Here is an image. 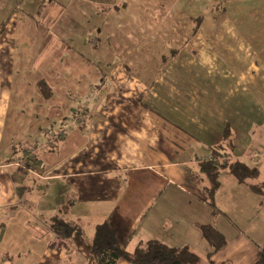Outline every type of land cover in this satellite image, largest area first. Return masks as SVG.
<instances>
[{"label":"crops","instance_id":"0c3cea01","mask_svg":"<svg viewBox=\"0 0 264 264\" xmlns=\"http://www.w3.org/2000/svg\"><path fill=\"white\" fill-rule=\"evenodd\" d=\"M40 1L16 5L36 38L20 41V60L21 16L5 23L14 44L10 75L0 63V264H87L106 223L129 253L155 241L212 254L209 264H260L264 189L226 169L211 197L197 157L215 149L264 171V156L252 157L264 153V0L213 3L197 19L172 12L181 0ZM57 218L82 246L59 238ZM202 226L223 236L219 250Z\"/></svg>","mask_w":264,"mask_h":264},{"label":"trees","instance_id":"16d2710c","mask_svg":"<svg viewBox=\"0 0 264 264\" xmlns=\"http://www.w3.org/2000/svg\"><path fill=\"white\" fill-rule=\"evenodd\" d=\"M48 134L53 136V133L50 134L48 132ZM54 135L57 136V133ZM213 150V153L209 154L230 156L227 152ZM33 157L35 159L36 156L33 154ZM233 161L237 162L233 163ZM238 161L237 159L231 160L219 165L215 162L204 160L198 163L210 182L211 188L209 192L211 197L219 188L218 178L223 170L229 169L240 183L255 179L258 176L257 169H250ZM252 187L256 193L263 194L258 185H252ZM52 229L61 239H69L76 236L75 241L82 246V234L76 227L57 218L52 223ZM201 233L213 246L214 251L219 250L225 244L223 236L212 226H202ZM86 248L87 264H116L119 260H124L129 264H209L212 255L209 254L206 259H203L189 249L170 248L155 241L141 245L134 253H129L120 246L115 231L107 223L96 227L92 241L87 244ZM259 263L264 264V247L261 251Z\"/></svg>","mask_w":264,"mask_h":264},{"label":"rangeland","instance_id":"374dc122","mask_svg":"<svg viewBox=\"0 0 264 264\" xmlns=\"http://www.w3.org/2000/svg\"><path fill=\"white\" fill-rule=\"evenodd\" d=\"M29 1L32 2L33 0H29ZM34 1H36V0H34ZM116 1H119V0H108L107 3H104V0H103L99 4L102 5L104 3V4H107V5H109V4L115 5V4H113V2H116ZM230 1H231V4L233 5V2H239L240 0H230ZM19 2H20V0H0V57H3L2 59H0V63L3 64V67H4L3 72L6 73L5 75H10L11 74V63H12V57H13V44H14L13 43V41H14L13 40V37H14V24L11 25V26H8V27L6 26L7 28H5L4 25L7 22V19L9 17H11L12 14L16 11V5ZM31 2H29V3H31ZM40 2H41V9H44L49 4H51V2L49 0H42ZM217 2L218 3H222V4L225 5L227 0H181L179 2V4L175 8L171 9V10H172V12L173 11L176 12V11L180 10L188 18L197 19L198 17L205 16L208 12H210L212 10V4L213 3H217ZM21 4L22 3H19V5H21ZM23 7L25 8V6H23ZM29 7H31V6L29 5ZM133 7H135L136 10H139L136 7V4H134ZM149 9H152V6ZM16 13L19 14L21 16V18L19 20H17L18 23L16 24V26L18 28V33H17V36H16L17 49H16V54H15L14 58L15 59L17 58V60H20V59L23 58L22 51L19 48V45H21L20 41L35 42L36 38H32V36L30 35L32 32L29 30V28L23 29L24 22H25L23 12L17 10ZM33 16H34V14H33ZM188 18H187V21H188ZM182 21H183L182 23L185 22L184 20H182ZM26 22L29 25L32 24L31 23L32 22L31 18L27 19ZM67 22H68V20H67ZM14 23H15V18H14ZM5 29H6V32H3ZM32 35L34 37L36 34H32ZM90 37L92 38V39L90 38L91 40H95L93 38V37H95V35H93V37L92 36H90ZM50 39L52 40V38H50ZM80 44H81V41H80ZM31 45L32 44H30V46ZM37 53H38V51H37ZM15 101H16V98L13 97V100H12V103H11L12 107H13ZM12 117H13V114H12ZM49 133L52 134V129L49 130ZM33 150H34V148H31V147L27 148V152L28 153H30ZM30 161L31 160H29L28 162H30ZM32 162L33 161H31L30 163H32ZM261 180L264 181V171L262 173H261V171H259L258 172V176L254 180L258 184H260L259 187L261 189H264V184L262 185Z\"/></svg>","mask_w":264,"mask_h":264},{"label":"built area","instance_id":"2783aa9c","mask_svg":"<svg viewBox=\"0 0 264 264\" xmlns=\"http://www.w3.org/2000/svg\"><path fill=\"white\" fill-rule=\"evenodd\" d=\"M264 156V153H260V152H254L253 153V158L254 159H260ZM233 157H230V156H227V155H224V156H217V155H214V154H208V155H205V156H199L197 157V162L199 163L200 161H209V162H215L216 164H222V163H225L227 161H231ZM34 157L32 155V161L34 162Z\"/></svg>","mask_w":264,"mask_h":264}]
</instances>
